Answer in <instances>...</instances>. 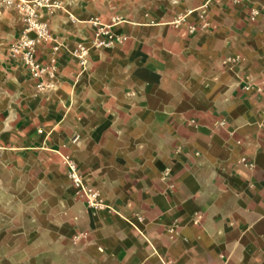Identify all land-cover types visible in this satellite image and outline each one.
<instances>
[{"label": "crops", "instance_id": "obj_1", "mask_svg": "<svg viewBox=\"0 0 264 264\" xmlns=\"http://www.w3.org/2000/svg\"><path fill=\"white\" fill-rule=\"evenodd\" d=\"M61 2L39 12V62L59 45L42 94L9 55L22 18L0 10V264H264V0L119 22L125 42L83 66L91 7ZM64 153L102 209L60 197Z\"/></svg>", "mask_w": 264, "mask_h": 264}, {"label": "built area", "instance_id": "obj_2", "mask_svg": "<svg viewBox=\"0 0 264 264\" xmlns=\"http://www.w3.org/2000/svg\"><path fill=\"white\" fill-rule=\"evenodd\" d=\"M61 0H0V10L14 9L21 16L23 28L20 35L9 49L10 57L19 62L25 69L29 79L34 84L36 94L47 93L55 90L57 77L56 53L59 45L52 46V54L45 64L37 59L39 46L52 44L53 39L49 33L46 22L41 21L39 12H44L51 16L55 12L62 10ZM257 13L251 12L252 20ZM93 33L89 40V45L77 44L70 52L72 58L76 59L80 65H84L89 49L105 50L116 45H122L126 38L112 33L111 25H103L98 21H90ZM193 28H191V31ZM244 90H248L247 87ZM264 91V86L257 89ZM62 164L65 168L66 177L73 189L76 199L82 200L86 206L92 210H100L104 203L99 194L91 189L84 181L74 161L68 156H62Z\"/></svg>", "mask_w": 264, "mask_h": 264}, {"label": "rangeland", "instance_id": "obj_3", "mask_svg": "<svg viewBox=\"0 0 264 264\" xmlns=\"http://www.w3.org/2000/svg\"><path fill=\"white\" fill-rule=\"evenodd\" d=\"M206 2L207 0H88L87 4L90 5L92 13L89 22L98 21L103 25H114L124 21L132 22L137 17H139V22L146 23L149 21L148 14L150 13L167 16L166 18L169 22L177 23L198 7L205 5ZM62 156L70 157L76 166H78L70 154L64 153ZM62 156L60 160L64 173L65 168L62 164ZM68 185L69 181L66 175L60 177L59 188L62 199L65 196V192H69ZM88 186L99 194L95 188L90 185ZM63 225L65 226L64 223H61V228ZM72 242L73 245L76 244L74 237L72 238Z\"/></svg>", "mask_w": 264, "mask_h": 264}]
</instances>
